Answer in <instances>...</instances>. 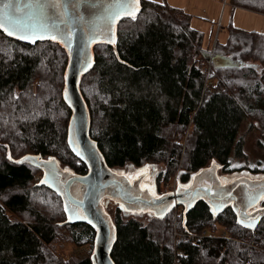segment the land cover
<instances>
[{
  "label": "trees",
  "instance_id": "obj_1",
  "mask_svg": "<svg viewBox=\"0 0 264 264\" xmlns=\"http://www.w3.org/2000/svg\"><path fill=\"white\" fill-rule=\"evenodd\" d=\"M228 2L264 16V0ZM190 19L140 0L139 13L119 22L115 46L94 47V67L79 85L106 165L162 167L160 193L180 172L186 185L212 162L228 180L245 169L264 176V32L231 26L226 41L204 53ZM66 63L57 44H26L0 30V264H91L95 230L68 223L60 196L40 184L41 171L17 163L36 155L87 171L67 144ZM248 142L263 161L246 156ZM114 204L105 210L116 230L115 264H264V218L247 229L231 208L213 214L199 201L185 215L182 207L163 218L148 214L144 224Z\"/></svg>",
  "mask_w": 264,
  "mask_h": 264
},
{
  "label": "water",
  "instance_id": "obj_2",
  "mask_svg": "<svg viewBox=\"0 0 264 264\" xmlns=\"http://www.w3.org/2000/svg\"><path fill=\"white\" fill-rule=\"evenodd\" d=\"M0 0V20L13 31L27 35L33 32L43 38L25 40L8 35L13 40L35 44L50 41L67 55L62 98L71 113L67 126L70 151L87 167L84 174L62 169L56 159L25 155L18 164H27L41 171L40 184L61 198L68 223H85L95 230L91 264H115L111 250L116 230L105 206L108 202L120 205L127 213H149L163 218L171 209L183 208V215L199 201L214 214L231 208L239 226L255 224L264 218V207H256L264 198V178L240 176L221 180L218 166L212 162L196 172L187 186L154 195L142 188L144 176L130 179L110 169L90 138V115L80 92V81L94 67V47H114L121 20L133 18L140 11V0ZM56 35L57 39L49 38ZM67 209V211H66ZM252 209L251 212H249ZM255 218V220L253 219ZM244 223H239L238 221Z\"/></svg>",
  "mask_w": 264,
  "mask_h": 264
},
{
  "label": "rangeland",
  "instance_id": "obj_3",
  "mask_svg": "<svg viewBox=\"0 0 264 264\" xmlns=\"http://www.w3.org/2000/svg\"><path fill=\"white\" fill-rule=\"evenodd\" d=\"M151 1L167 4L171 7L181 9L185 13L191 15L190 25L193 29L197 30L201 34V48L204 53L209 52L211 54L214 50L216 43L218 45L223 44L228 37V28L231 26L246 31H255L258 33L264 32L263 15L248 12L246 10H242L239 8H233L232 6H230L228 0H151ZM218 61L219 64L221 65L226 64V61L224 62L221 59H216L217 63ZM256 69H258L257 66ZM252 138L253 137H250L249 141H251ZM251 144L253 143L248 142L245 147L246 156L249 157L250 160L263 161L262 154H260L257 151V149L253 147L254 144L253 146ZM114 171L119 174L123 173L130 179H137L138 177L146 175L144 176L142 181L143 182L142 188H148L150 192L154 195L162 194L160 192H157V185H156V177L162 171V167H159L157 165H148L141 168H135L132 165H126L122 170H114ZM248 171L249 170L247 169L240 171L232 175L231 178H229V180H233L234 178L240 176H247L250 178H258V179L264 178V176L254 177L253 174L248 173ZM181 173L182 172H180L177 176L174 177L172 183L168 185L169 186L168 189L170 190L166 192L174 191L178 186H187L189 184L188 183L186 185H181V184L179 185L178 177ZM194 174H192V176ZM107 205H109L108 207L109 210L115 207V204L113 202H108ZM148 214L149 213L146 214V213L126 212V216L136 218L141 222H143L144 224L147 222V219L149 218ZM216 234L225 235L221 228L217 229ZM65 252L67 253L66 255H68V253L71 252V248L68 246V248L65 249Z\"/></svg>",
  "mask_w": 264,
  "mask_h": 264
},
{
  "label": "snow or ice",
  "instance_id": "obj_4",
  "mask_svg": "<svg viewBox=\"0 0 264 264\" xmlns=\"http://www.w3.org/2000/svg\"><path fill=\"white\" fill-rule=\"evenodd\" d=\"M38 2V0H37ZM9 3H10V0H9ZM9 3H5L3 5V8L4 9H7L9 7ZM0 27H5V30L7 31V34L8 35H16L17 38H20V39H25V40H33L34 39H37V38H43V35L42 34H38V33H35L33 32L31 35H27L25 34L24 32L20 31L19 29H17L16 31H13V29L11 27H7L3 24V21L0 20ZM49 38L53 39V40H56L57 39V36L56 35H51ZM65 171H67V169H65ZM120 175H123V173H120ZM67 211V209H66ZM214 214H215V209H214ZM255 220V218H253ZM239 223H244L242 220L241 221H238ZM245 227H255V224L252 223V224H244Z\"/></svg>",
  "mask_w": 264,
  "mask_h": 264
},
{
  "label": "built area",
  "instance_id": "obj_5",
  "mask_svg": "<svg viewBox=\"0 0 264 264\" xmlns=\"http://www.w3.org/2000/svg\"><path fill=\"white\" fill-rule=\"evenodd\" d=\"M210 62H211V59H210ZM203 73H204V75H206V77H207V76L209 75V71H208V69H204V70H203ZM204 88H205V91H206V92H209L208 83L205 84V87H204ZM175 235H176L177 237H179L176 233H175Z\"/></svg>",
  "mask_w": 264,
  "mask_h": 264
},
{
  "label": "flooded vegetation",
  "instance_id": "obj_6",
  "mask_svg": "<svg viewBox=\"0 0 264 264\" xmlns=\"http://www.w3.org/2000/svg\"><path fill=\"white\" fill-rule=\"evenodd\" d=\"M217 173H218V171H217ZM218 176H219V174H218ZM219 178L221 179V180H228L227 178H221L220 176H219ZM146 179V178H145ZM264 199V198H263ZM263 199L259 202V204H258V206H256L257 208L258 207H262V201H263ZM108 204V203H107ZM107 204H106V206H107ZM252 211V209L249 211V212H251ZM261 221V220H260Z\"/></svg>",
  "mask_w": 264,
  "mask_h": 264
}]
</instances>
